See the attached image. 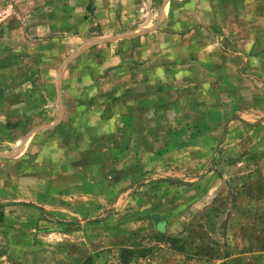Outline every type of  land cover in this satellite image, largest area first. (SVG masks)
Returning <instances> with one entry per match:
<instances>
[{"label": "rangeland", "instance_id": "1", "mask_svg": "<svg viewBox=\"0 0 264 264\" xmlns=\"http://www.w3.org/2000/svg\"><path fill=\"white\" fill-rule=\"evenodd\" d=\"M156 1L0 0V102L50 99L76 147L38 167L49 192L4 197L0 264H264V0H212L182 37Z\"/></svg>", "mask_w": 264, "mask_h": 264}, {"label": "crops", "instance_id": "2", "mask_svg": "<svg viewBox=\"0 0 264 264\" xmlns=\"http://www.w3.org/2000/svg\"><path fill=\"white\" fill-rule=\"evenodd\" d=\"M156 12L157 19L152 22L155 27L156 34H160L159 31L164 29L170 33L171 36H181L184 35L187 29H194L195 32L202 31L203 34L208 33L210 30V25L213 18V13L215 10V6L212 3V0H157L156 1ZM205 29V30H204ZM191 33H187L190 35ZM193 35V34H191ZM210 36V42H214V39ZM147 47L145 46L143 49L138 50V53L135 54L134 59L144 60V63L147 60ZM97 66L94 67V77L95 74L99 72L100 68ZM110 67V68H109ZM114 65L108 67H102L101 70L107 71L114 68ZM88 70H81L77 73V78H80L82 81L87 79ZM114 72V71H112ZM111 75V71L109 72ZM113 75V74H112ZM98 87V86H97ZM96 87V88H97ZM98 90V88H97ZM95 92V86H94ZM129 94V93H127ZM37 102V101H36ZM35 101H1L0 102V211L1 207H4V204L8 203V201L4 200V197L10 193L13 196L10 202L17 203L22 201L19 199L20 195V185L25 184L27 194L32 192V189L36 184H39L40 179L44 182V189L49 192L51 182H46L45 173L38 172V167L42 166V170L47 168V166L51 163L52 156H61L62 158L59 160L61 162V167L64 166L67 171L68 167L76 163V160L68 156H74L75 154H71L72 151L75 150V146L72 142H68L67 139L60 142L58 145V140H63L64 133L56 132L57 129L63 123L61 117L57 120L51 122L50 117V107L51 101L50 99L46 100H38ZM80 103V108H86L84 106V102L78 101L77 104ZM96 100H94V104ZM41 108L40 116H36L37 120H33L35 115L33 108ZM7 108H17L16 112L13 110H9ZM20 108H24L20 110ZM95 108V107H94ZM4 109V110H3ZM86 116L85 112H82ZM31 122L32 125L26 126V130L21 132V128L23 125L13 126V123H17V119ZM96 117H94V125L96 123ZM98 120V119H97ZM82 121V119H80ZM28 124V123H27ZM36 124V125H35ZM52 124H54V130L52 129ZM58 125V126H57ZM66 136V134H65ZM60 140V141H61ZM24 165V167H23ZM65 171V172H66ZM77 181L72 182L70 188L77 189L81 185H77ZM94 184L90 183L88 187L94 188ZM24 193L23 190L21 194ZM33 193V192H32ZM42 195L43 192H41ZM45 196V195H44ZM44 199L45 203L52 204L50 197L46 196ZM19 199V200H18ZM70 200V202H75L74 209L77 208L78 200H76V196L74 199H70L69 197L64 198V200ZM24 202V201H22ZM67 204V201L64 205ZM70 207L72 208V204L70 203ZM72 215L77 216V211L71 209L68 210ZM69 213V214H70ZM149 218L153 217L148 215ZM61 218H67L66 215H62ZM140 220L134 219L129 220L127 224L122 225L121 227L126 228L128 230H138L140 227ZM66 234V233H65ZM62 233V237L65 236ZM78 232H70V234H66L68 237H76ZM28 242L30 241V237H27ZM23 241V240H22ZM30 244L28 243V246ZM31 246V245H30ZM12 256L14 253H19L20 245L19 243L12 245ZM23 252V251H21Z\"/></svg>", "mask_w": 264, "mask_h": 264}, {"label": "trees", "instance_id": "3", "mask_svg": "<svg viewBox=\"0 0 264 264\" xmlns=\"http://www.w3.org/2000/svg\"><path fill=\"white\" fill-rule=\"evenodd\" d=\"M2 220H3V214H2V212L0 211V223L2 222Z\"/></svg>", "mask_w": 264, "mask_h": 264}]
</instances>
